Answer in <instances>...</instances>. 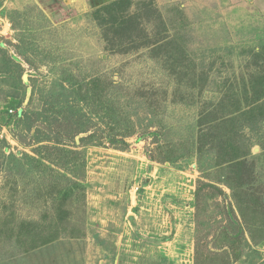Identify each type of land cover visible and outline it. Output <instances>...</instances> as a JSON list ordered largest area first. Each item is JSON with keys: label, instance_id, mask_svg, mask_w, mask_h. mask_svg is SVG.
<instances>
[{"label": "rangeland", "instance_id": "1", "mask_svg": "<svg viewBox=\"0 0 264 264\" xmlns=\"http://www.w3.org/2000/svg\"><path fill=\"white\" fill-rule=\"evenodd\" d=\"M0 264H264V0H0Z\"/></svg>", "mask_w": 264, "mask_h": 264}, {"label": "trees", "instance_id": "2", "mask_svg": "<svg viewBox=\"0 0 264 264\" xmlns=\"http://www.w3.org/2000/svg\"><path fill=\"white\" fill-rule=\"evenodd\" d=\"M237 158H235L234 160H236ZM233 159H231V161H232ZM231 161H229V162H231ZM242 164V163H241Z\"/></svg>", "mask_w": 264, "mask_h": 264}]
</instances>
